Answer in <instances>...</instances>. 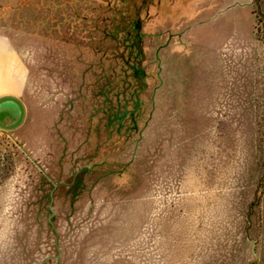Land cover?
I'll return each mask as SVG.
<instances>
[{
	"label": "rangeland",
	"instance_id": "1",
	"mask_svg": "<svg viewBox=\"0 0 264 264\" xmlns=\"http://www.w3.org/2000/svg\"><path fill=\"white\" fill-rule=\"evenodd\" d=\"M133 2L157 79L135 134L92 116L103 96L56 44L14 35L27 116L0 130V264H264V190L245 233L264 175L254 0Z\"/></svg>",
	"mask_w": 264,
	"mask_h": 264
},
{
	"label": "trees",
	"instance_id": "2",
	"mask_svg": "<svg viewBox=\"0 0 264 264\" xmlns=\"http://www.w3.org/2000/svg\"><path fill=\"white\" fill-rule=\"evenodd\" d=\"M112 3L113 0H0V40H6L10 52L22 47L21 43H16V33L25 32V42L54 43L56 52L49 57L54 55L57 61L64 57L73 60L75 78L87 73L93 76L96 59L116 58L128 47L127 33L131 36L133 17L142 8L118 9ZM253 16L258 25V41L264 46V0H254ZM106 41L111 44L106 45ZM108 51L112 53L108 55ZM49 57H46L48 63ZM58 66L57 70H61L58 72L63 73ZM263 190L264 175L246 216V235L251 218L260 206Z\"/></svg>",
	"mask_w": 264,
	"mask_h": 264
},
{
	"label": "flooded vegetation",
	"instance_id": "3",
	"mask_svg": "<svg viewBox=\"0 0 264 264\" xmlns=\"http://www.w3.org/2000/svg\"><path fill=\"white\" fill-rule=\"evenodd\" d=\"M133 1L135 0H128L125 2L126 5H123L122 0H113L112 3L118 9L124 6L142 7L139 12H136L137 16L133 17L131 36L129 32L127 33L128 47H124L125 50L116 58L96 59L92 67L93 76L87 73L80 78L83 80L92 78L98 93L103 96L102 101H94L92 116H95V112L104 113L103 117H107L109 124L110 122L118 123V129L123 131L124 135L135 134V131H138L140 123L138 118L145 112V94L151 89L149 79L157 81L155 76H151L145 69L149 50L144 42L147 22V17L144 16L146 5L141 3L133 5ZM105 44L110 45L111 42L106 41ZM111 53V51L107 52L108 55Z\"/></svg>",
	"mask_w": 264,
	"mask_h": 264
},
{
	"label": "water",
	"instance_id": "4",
	"mask_svg": "<svg viewBox=\"0 0 264 264\" xmlns=\"http://www.w3.org/2000/svg\"><path fill=\"white\" fill-rule=\"evenodd\" d=\"M27 116L24 102L14 96L0 97V130L14 132L20 129Z\"/></svg>",
	"mask_w": 264,
	"mask_h": 264
},
{
	"label": "crops",
	"instance_id": "5",
	"mask_svg": "<svg viewBox=\"0 0 264 264\" xmlns=\"http://www.w3.org/2000/svg\"><path fill=\"white\" fill-rule=\"evenodd\" d=\"M0 49L4 50V52H6V54L11 59L16 61V65L20 71V76L18 79H16V81L10 77H8V79L5 81L0 80V97L14 96L20 98V95L23 93L28 81V70L26 68L24 59L19 53L9 51V46L5 39L0 40ZM1 71L4 70L1 68ZM6 89L7 91H5Z\"/></svg>",
	"mask_w": 264,
	"mask_h": 264
},
{
	"label": "bare ground",
	"instance_id": "6",
	"mask_svg": "<svg viewBox=\"0 0 264 264\" xmlns=\"http://www.w3.org/2000/svg\"><path fill=\"white\" fill-rule=\"evenodd\" d=\"M1 68L4 71H1ZM19 76H20V71L16 65V61L11 59L6 54V52H4V50L0 49V80L5 81L8 79V77H10L16 81V79H18ZM7 89L5 91H7Z\"/></svg>",
	"mask_w": 264,
	"mask_h": 264
}]
</instances>
